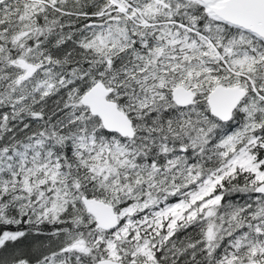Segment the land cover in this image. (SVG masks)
Listing matches in <instances>:
<instances>
[{
  "label": "snow or ice",
  "instance_id": "1",
  "mask_svg": "<svg viewBox=\"0 0 264 264\" xmlns=\"http://www.w3.org/2000/svg\"><path fill=\"white\" fill-rule=\"evenodd\" d=\"M0 264H264V0H0Z\"/></svg>",
  "mask_w": 264,
  "mask_h": 264
}]
</instances>
